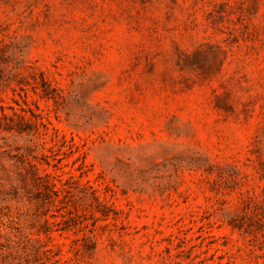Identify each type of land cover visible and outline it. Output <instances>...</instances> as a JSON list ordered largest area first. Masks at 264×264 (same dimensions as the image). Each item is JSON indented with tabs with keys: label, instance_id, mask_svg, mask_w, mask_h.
I'll return each instance as SVG.
<instances>
[{
	"label": "rangeland",
	"instance_id": "374dc122",
	"mask_svg": "<svg viewBox=\"0 0 264 264\" xmlns=\"http://www.w3.org/2000/svg\"><path fill=\"white\" fill-rule=\"evenodd\" d=\"M0 264H264V0H0Z\"/></svg>",
	"mask_w": 264,
	"mask_h": 264
}]
</instances>
